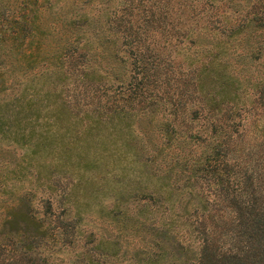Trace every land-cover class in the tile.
Returning a JSON list of instances; mask_svg holds the SVG:
<instances>
[{
  "label": "rangeland",
  "instance_id": "374dc122",
  "mask_svg": "<svg viewBox=\"0 0 264 264\" xmlns=\"http://www.w3.org/2000/svg\"><path fill=\"white\" fill-rule=\"evenodd\" d=\"M257 4L0 0V39L17 54L31 46L29 66L7 77V85L14 78L13 88H0V102L9 108L0 124V216L26 190L17 225L25 224L29 206L52 226L64 223L68 236L83 238L78 244L47 239L44 252L60 264H73L81 245L100 237L114 244L115 264H137L129 259L136 250L156 253L149 237H159L166 218L190 216L192 207L183 213L188 197L179 198L168 180L193 182L192 202L210 188L206 98L216 97L215 110L251 107L253 83L264 72V42L260 52L246 53L224 28ZM218 44L224 48L216 64ZM140 67L146 82H139ZM226 73L238 84L223 93L217 77ZM250 110L245 140L264 118L263 105ZM197 158L202 163L192 166ZM172 162V171L148 169H168ZM137 219L143 224L135 228Z\"/></svg>",
  "mask_w": 264,
  "mask_h": 264
},
{
  "label": "trees",
  "instance_id": "16d2710c",
  "mask_svg": "<svg viewBox=\"0 0 264 264\" xmlns=\"http://www.w3.org/2000/svg\"><path fill=\"white\" fill-rule=\"evenodd\" d=\"M257 3L258 8L240 16L242 18L238 22L229 24L231 19L228 20L225 24L227 27L224 28L231 30L228 34L230 40L243 42L239 44L241 50L246 53L254 49H259L260 52V44L264 42V38L257 40L260 39L258 36H264V0H257ZM222 48L223 44H218L215 48L217 52H213V63L219 64L216 54L220 53L219 49ZM14 50L15 47L6 46L4 39H0V88L4 87V90L7 87L13 88L14 78L8 85L6 83L8 75L23 67L26 69L31 63L30 44H25L18 54ZM137 59L139 63L146 62L141 56ZM141 71L140 67L138 75L142 74V77L139 82H146V73ZM230 74L226 73L228 76ZM250 77L244 76L243 79L250 80ZM257 77L253 83L255 91L251 107H246L243 111L238 103L231 106L227 104L223 110H215L216 97L212 94L206 98L209 111L206 129L212 136V140L206 145L209 147L206 159L212 173L208 184L210 188L208 192L201 193L197 202H192V197L188 194L194 193L192 190L196 187L193 182L177 184L178 178H175V181L168 180L179 198L188 197L186 204L181 202V206L184 214L189 213V207L192 206L190 216L185 215L186 217L180 220V215L178 217V214H175L176 216H171L168 221L167 218L162 221L158 230L159 237L150 236L147 240L148 245L158 246V251L148 254L136 250L129 258L131 261L137 264H147V261L152 264H264V118L259 132L254 133L252 139L245 140L242 136L244 122L251 116L250 108L257 104L264 106V72ZM217 78L223 93L227 92L230 83L237 80L225 75L221 77L222 82L221 78ZM153 101L155 100L149 102ZM6 105L0 102V124L5 120L4 115L9 109ZM233 111L239 114L236 116ZM154 145L152 143L150 147ZM176 161L181 164L179 158ZM177 163L172 162L168 169H158L154 166L148 169L154 173L162 170L168 172L172 171ZM201 163L200 158L191 162L192 166ZM23 191L24 193L11 203L12 209L3 218L0 216V264H52L56 262L54 257L51 260L50 255L53 254L47 255L44 252L46 248H50L48 238L55 244H66L65 241L68 244H78L83 238L68 236L64 223L52 226L48 217L38 218L29 206L24 212L25 224L17 225V215L22 216L23 213L20 210L16 213V210L29 194L26 190ZM169 197L172 198L170 195ZM1 202L0 196V204ZM141 221L137 219L134 227L138 228L143 224ZM93 233L90 231L88 235ZM115 250L109 239L103 241L100 237L92 246H88L87 242L83 243L74 255L73 264H115Z\"/></svg>",
  "mask_w": 264,
  "mask_h": 264
}]
</instances>
